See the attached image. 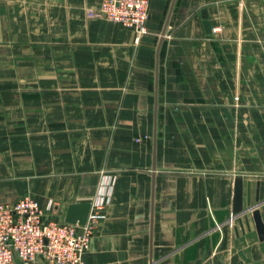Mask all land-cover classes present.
<instances>
[{"label":"crops","instance_id":"crops-1","mask_svg":"<svg viewBox=\"0 0 264 264\" xmlns=\"http://www.w3.org/2000/svg\"><path fill=\"white\" fill-rule=\"evenodd\" d=\"M101 2L0 0V203L100 204L84 264H264V0H149L139 41Z\"/></svg>","mask_w":264,"mask_h":264},{"label":"built area","instance_id":"built-area-1","mask_svg":"<svg viewBox=\"0 0 264 264\" xmlns=\"http://www.w3.org/2000/svg\"><path fill=\"white\" fill-rule=\"evenodd\" d=\"M101 18L132 29L141 40L148 34L149 0H103L88 11ZM90 214L85 225L59 222L27 195L15 203H0V264H84L102 206ZM232 222V221H231Z\"/></svg>","mask_w":264,"mask_h":264},{"label":"water","instance_id":"water-1","mask_svg":"<svg viewBox=\"0 0 264 264\" xmlns=\"http://www.w3.org/2000/svg\"><path fill=\"white\" fill-rule=\"evenodd\" d=\"M237 199L241 202L243 200V194L239 183L237 185ZM91 210V203L72 204L68 209L65 222L69 224L85 225L89 219ZM254 220L256 222L260 237L264 239V219L260 210L255 212Z\"/></svg>","mask_w":264,"mask_h":264}]
</instances>
